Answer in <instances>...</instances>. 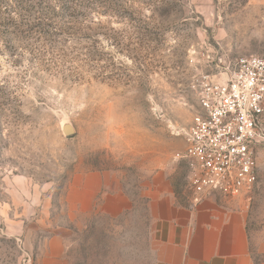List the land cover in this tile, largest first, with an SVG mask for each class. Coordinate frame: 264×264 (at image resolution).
<instances>
[{
    "label": "rangeland",
    "instance_id": "rangeland-1",
    "mask_svg": "<svg viewBox=\"0 0 264 264\" xmlns=\"http://www.w3.org/2000/svg\"><path fill=\"white\" fill-rule=\"evenodd\" d=\"M0 3V264H37L55 234L64 264H153L146 183L163 173L178 198L189 192L175 132L203 82L264 54V0ZM98 172L118 175L130 207L70 212L68 187ZM257 176L252 249L264 230V169Z\"/></svg>",
    "mask_w": 264,
    "mask_h": 264
},
{
    "label": "crops",
    "instance_id": "crops-1",
    "mask_svg": "<svg viewBox=\"0 0 264 264\" xmlns=\"http://www.w3.org/2000/svg\"><path fill=\"white\" fill-rule=\"evenodd\" d=\"M256 165L264 169V148L258 150ZM145 187L153 264H264V230L252 249L247 228L249 196L229 199L212 193L190 209L189 192L178 198L166 174L150 177ZM66 201L70 212L111 218L132 203L118 175L108 172L85 175L79 186L68 187ZM64 240L60 234L43 239L36 263L64 264Z\"/></svg>",
    "mask_w": 264,
    "mask_h": 264
},
{
    "label": "built area",
    "instance_id": "built-area-1",
    "mask_svg": "<svg viewBox=\"0 0 264 264\" xmlns=\"http://www.w3.org/2000/svg\"><path fill=\"white\" fill-rule=\"evenodd\" d=\"M175 135L185 143L190 209L212 193H251L264 148V54L238 58L222 82H203L190 125Z\"/></svg>",
    "mask_w": 264,
    "mask_h": 264
},
{
    "label": "water",
    "instance_id": "water-1",
    "mask_svg": "<svg viewBox=\"0 0 264 264\" xmlns=\"http://www.w3.org/2000/svg\"><path fill=\"white\" fill-rule=\"evenodd\" d=\"M61 129H62L63 134L66 136H71L74 133V129L72 125L69 123H64Z\"/></svg>",
    "mask_w": 264,
    "mask_h": 264
},
{
    "label": "trees",
    "instance_id": "trees-1",
    "mask_svg": "<svg viewBox=\"0 0 264 264\" xmlns=\"http://www.w3.org/2000/svg\"><path fill=\"white\" fill-rule=\"evenodd\" d=\"M0 4H1V3H0ZM252 252H253V251H252ZM255 258H256V260H258V257H257V256H256ZM256 264H258V262H257V261H256Z\"/></svg>",
    "mask_w": 264,
    "mask_h": 264
}]
</instances>
